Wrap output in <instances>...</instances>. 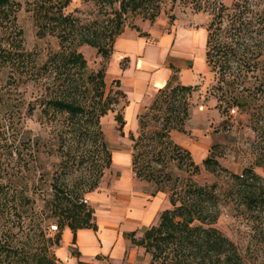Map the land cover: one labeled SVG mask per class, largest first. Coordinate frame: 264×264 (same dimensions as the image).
Listing matches in <instances>:
<instances>
[{
  "label": "trees",
  "instance_id": "obj_1",
  "mask_svg": "<svg viewBox=\"0 0 264 264\" xmlns=\"http://www.w3.org/2000/svg\"><path fill=\"white\" fill-rule=\"evenodd\" d=\"M60 1L41 0L34 10L39 37L56 36L61 47L44 67V74L51 73L54 78L45 88L42 106L45 111L68 116L74 128L73 134H83L86 141L98 145L107 159L97 166L96 179L90 184L77 183L70 190L66 185L55 183L49 211L50 217L58 219V232L51 237L43 224L36 221L30 227L32 234L23 244L18 245L14 240L0 243V264H58L55 250L61 247L66 228L73 232L74 245L79 230L98 231L95 211L83 200L86 195L100 189L105 172L107 175L112 167L113 150H109L105 140L102 120L115 113L120 98H126L119 80L114 82L118 90L109 95L106 93V78L115 43L129 26L125 24L127 15H142L143 20L154 23L161 14L160 0H81L93 2L101 8L116 9L113 18L103 27L83 24L79 18L66 15L64 11L72 0ZM262 3L263 0H239L230 8L223 3L214 2L211 5L212 20L207 28V65L216 77L219 101L235 106L241 112H249L255 103L264 101ZM13 6V0H0V11L5 14ZM202 11L205 12V9L198 6L197 12ZM137 20L132 28H135ZM84 46L96 49L103 59L100 70L94 74H88L87 60L78 50ZM17 58L21 66L29 61L24 53ZM125 62L122 63L123 68H126ZM171 68L178 72L176 68ZM30 78L35 81L34 76ZM36 79L38 82L40 77ZM197 90L198 86L180 84L174 75L169 84L159 91L149 112L139 117L140 136L136 140L131 136L135 143L133 170L137 179L152 187L153 196L165 193L166 189L171 192L172 208L162 212L157 226L145 229L141 240H136V232L126 235L151 256L149 264H245L238 247L215 227L221 217V200L216 194V185L200 187L191 182L180 183L170 172L172 165L193 175H198L202 168L216 175L228 174L247 209L264 210V177L253 167L244 169L240 175L231 174L214 154L215 146L203 163L197 164L192 153L172 139L173 131L187 133L186 125L190 118L188 99ZM259 115L264 118L263 105ZM115 122L118 131L123 134L126 125L124 114L118 113ZM152 122L159 127L148 131ZM3 191L0 186V213L5 215L9 211L10 200L7 194L3 196ZM16 215L21 217L18 212ZM71 255L78 259V264H89L80 260L78 249L71 248Z\"/></svg>",
  "mask_w": 264,
  "mask_h": 264
},
{
  "label": "rangeland",
  "instance_id": "obj_2",
  "mask_svg": "<svg viewBox=\"0 0 264 264\" xmlns=\"http://www.w3.org/2000/svg\"><path fill=\"white\" fill-rule=\"evenodd\" d=\"M40 1L13 0L14 6L8 13L0 11V186L4 190L3 196L7 194L10 200L9 211L5 215L4 212L0 213V243L14 240L18 245L23 244L32 234L30 227L36 221L41 222L47 234L54 237L56 232H52L51 227L58 226V219L50 217L49 211L54 184L66 185L70 190L77 183L90 184L96 179L97 166L107 159L98 145L86 141L83 134H73L74 128L68 116L45 111L42 106L45 88L54 78L51 73L44 74V67L61 47L56 36L40 38L38 35L34 10ZM238 1L160 0L161 14L152 23L151 29L157 37L182 27L207 30L212 20L211 5L214 2L230 8ZM198 6L205 12H197ZM263 7L264 3L260 9ZM114 10L101 8L93 2L72 0L64 13L79 18L83 24L104 27L113 18ZM136 19L143 20V16L127 15L125 24L133 27ZM78 50L87 60L88 74L98 72L103 59L97 50L88 46ZM22 53L29 58L25 66H21L17 58ZM30 76H34L35 81ZM38 76L40 79L36 82ZM112 77L113 73L109 75L108 68L107 95L118 90L114 83L117 79ZM194 86H198V90L188 99L190 118L186 125V138L191 148H185L192 153L194 161L198 164L201 147L207 145L209 155L215 146L214 154L221 166L231 174L240 175L244 169L253 167L264 177V118L259 115L264 101L255 103L249 112H241L237 107L219 101L216 77L209 69L207 75ZM153 103L140 116L148 113ZM126 105V98H120L115 113L102 120L104 137L111 151L110 138L115 136L112 139L114 142L120 136L115 116L124 114ZM157 127L159 125L152 122L148 131ZM140 134L139 129L134 135L135 140ZM170 172L174 179L183 184L191 182L200 187L216 185V194L221 200V217L215 227L238 247L245 264H264V210L247 209L237 189H234L230 175H216L204 168L198 175H193L189 171L179 170L176 165H172ZM165 194L170 198L169 189ZM85 199H88V195ZM17 212L21 217L16 215ZM143 235L144 230L136 232V240H141ZM128 240L131 248L122 264H149L151 256L145 249ZM131 254L133 259L136 258L135 262L133 259L128 261ZM99 260V264H113L107 258Z\"/></svg>",
  "mask_w": 264,
  "mask_h": 264
},
{
  "label": "crops",
  "instance_id": "obj_3",
  "mask_svg": "<svg viewBox=\"0 0 264 264\" xmlns=\"http://www.w3.org/2000/svg\"><path fill=\"white\" fill-rule=\"evenodd\" d=\"M135 25L137 28L128 26L117 39L109 65V75L113 73L112 79L120 81L126 95V125L114 142L115 136L109 140L113 149L111 171L105 175L100 189L88 195L98 231L79 230L74 245L73 232L66 228L61 247L55 250L58 264H78V259L71 255V248L78 249L80 260L89 264H99L100 258L122 264L131 248L126 235L157 226L162 212L171 208L165 193L153 196L152 187L137 179L131 136L137 135L140 129V114L174 75L184 86L197 85L207 75L208 33L203 29L182 27L157 37L151 22L137 20ZM124 61L126 68L122 67ZM171 136L178 145L191 148L187 133L173 131ZM208 151L207 145L200 148L198 164L207 158ZM132 259L131 254L128 261H136Z\"/></svg>",
  "mask_w": 264,
  "mask_h": 264
},
{
  "label": "built area",
  "instance_id": "obj_4",
  "mask_svg": "<svg viewBox=\"0 0 264 264\" xmlns=\"http://www.w3.org/2000/svg\"><path fill=\"white\" fill-rule=\"evenodd\" d=\"M232 111L235 112V109H233ZM83 203H84V204H89V201H88L87 199H84V200H83ZM58 230H59V229H58V226H52V227H51V231H52V232H58Z\"/></svg>",
  "mask_w": 264,
  "mask_h": 264
}]
</instances>
